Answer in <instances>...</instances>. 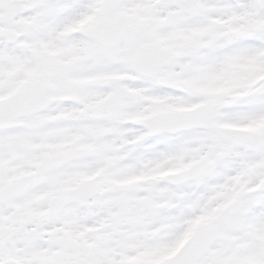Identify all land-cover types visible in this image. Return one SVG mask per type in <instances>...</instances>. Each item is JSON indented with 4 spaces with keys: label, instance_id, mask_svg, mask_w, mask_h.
I'll list each match as a JSON object with an SVG mask.
<instances>
[{
    "label": "snow or ice",
    "instance_id": "snow-or-ice-1",
    "mask_svg": "<svg viewBox=\"0 0 264 264\" xmlns=\"http://www.w3.org/2000/svg\"><path fill=\"white\" fill-rule=\"evenodd\" d=\"M0 264H264V0H0Z\"/></svg>",
    "mask_w": 264,
    "mask_h": 264
}]
</instances>
